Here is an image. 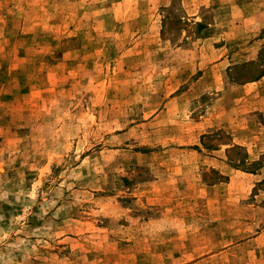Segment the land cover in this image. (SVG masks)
Segmentation results:
<instances>
[{
    "label": "rangeland",
    "instance_id": "1",
    "mask_svg": "<svg viewBox=\"0 0 264 264\" xmlns=\"http://www.w3.org/2000/svg\"><path fill=\"white\" fill-rule=\"evenodd\" d=\"M0 264H264V0H0Z\"/></svg>",
    "mask_w": 264,
    "mask_h": 264
}]
</instances>
